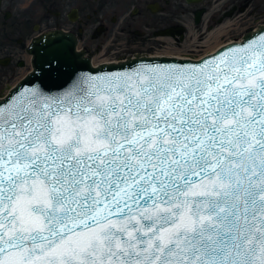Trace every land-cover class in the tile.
Returning a JSON list of instances; mask_svg holds the SVG:
<instances>
[{
	"label": "snow or ice",
	"instance_id": "obj_1",
	"mask_svg": "<svg viewBox=\"0 0 264 264\" xmlns=\"http://www.w3.org/2000/svg\"><path fill=\"white\" fill-rule=\"evenodd\" d=\"M58 87L0 99V264H264V34Z\"/></svg>",
	"mask_w": 264,
	"mask_h": 264
},
{
	"label": "flooded vegetation",
	"instance_id": "obj_2",
	"mask_svg": "<svg viewBox=\"0 0 264 264\" xmlns=\"http://www.w3.org/2000/svg\"><path fill=\"white\" fill-rule=\"evenodd\" d=\"M263 5L264 0H0V92L12 79L18 82L30 72L29 47L45 31L72 34L77 51L92 62L105 53L119 56L121 43L133 54L119 61L163 50L169 42L186 53L205 55L204 42L216 40L195 42L191 35L198 27V34H208L235 20L222 39L239 40L264 25ZM247 12V18L256 21L244 19L237 25V18Z\"/></svg>",
	"mask_w": 264,
	"mask_h": 264
},
{
	"label": "water",
	"instance_id": "obj_3",
	"mask_svg": "<svg viewBox=\"0 0 264 264\" xmlns=\"http://www.w3.org/2000/svg\"><path fill=\"white\" fill-rule=\"evenodd\" d=\"M261 29H264V25L255 31L247 33L241 41L223 45L215 52L207 54L200 59L175 56L136 55L123 61L105 62L98 65L92 64L90 57H87L81 51H77V39L72 34L65 33L61 30L45 31L39 37L35 38L29 47V53L32 54V71L11 87L7 95L0 99L8 97L17 88L23 91L26 88L36 86L43 87L45 90L51 89L53 92L59 91L58 86L63 84L68 72H75L81 75H106L127 72L145 64L167 66L171 64L199 63L202 58H209L215 55L218 50L223 51L235 44L243 43L245 40L258 38L259 35L264 34L261 33ZM53 55L56 57L55 60L52 59ZM49 61L52 62L49 63ZM53 68H57L59 71H53Z\"/></svg>",
	"mask_w": 264,
	"mask_h": 264
},
{
	"label": "rangeland",
	"instance_id": "obj_4",
	"mask_svg": "<svg viewBox=\"0 0 264 264\" xmlns=\"http://www.w3.org/2000/svg\"><path fill=\"white\" fill-rule=\"evenodd\" d=\"M263 7H264V5H263ZM246 15H248V12L247 13H245V16L243 15L242 17H238L237 18V25L239 24V23H241V24H243L244 23V19H248L247 20V23H253L254 21H256V18L255 19H253V17L252 16H250L249 18H247V16ZM237 17V16H236ZM262 20V18L260 19V21ZM259 21V22H260ZM202 27H198V29H197V31L198 32H201L202 30ZM249 30H251V29H249ZM248 31V30H247ZM247 31H245L243 34H245ZM207 38H205V40H206ZM228 38H223L222 39V41H224V40H227ZM208 44V45H205V46H202L203 48H206L205 50H207V49H209L210 48V46H212V45H214V43L213 44H211V43H209V42H204V44ZM120 47H121V49H120V51H119V56H114V54H112V53H105V54H103V55H100L98 58H97V60H95V63H101V61L100 60H102V61H106V59H109V61H118V60H116V59H118V58H120V59H122L121 57H126V56H128V55H131V54H133V53H128L130 50L129 49H126L125 47V43H121L120 45H119ZM168 46L169 47H164V49L163 50H157V51H152V52H150V55H170V54H174V55H176V56H186V57H191V58H198L199 56H201V54H203L205 51H200L198 54H190V53H186V52H184V51H182V49H179V48H177V47H174L173 46V44L171 43V42H169L168 43ZM201 47V46H200ZM138 49V48H137ZM143 51L145 50V49H142ZM135 51V50H134ZM126 59V58H125ZM27 70H28V68H27ZM26 70H24V72H25ZM24 72H22V74H21V72H20V76L19 77H21L23 74H24ZM17 82V80H15V79H12L11 81H9L8 82V86H6L4 89H2L1 90V92H0V97L1 96H3V95H6L7 93H8V91H9V89L11 88V86H13L15 83ZM0 89H1V86H0Z\"/></svg>",
	"mask_w": 264,
	"mask_h": 264
},
{
	"label": "bare ground",
	"instance_id": "obj_5",
	"mask_svg": "<svg viewBox=\"0 0 264 264\" xmlns=\"http://www.w3.org/2000/svg\"><path fill=\"white\" fill-rule=\"evenodd\" d=\"M234 23H235V20H228L224 24L214 28L208 34L206 32H202L201 34H198V32H193V35H191L192 39H194L195 42L198 41V39H201V38H203V39L208 38L209 40H213V39L216 40L214 42V45L210 46V48L206 52V54L213 53L218 48H220L221 46L229 44V43L235 41V40H233L231 38H228L227 40L222 41V37H224L226 35V29L229 28L230 26L234 25ZM241 40H242V38H240L238 41H241ZM168 56H176V55L170 54ZM178 57H181V56H178ZM185 57L186 56H182L181 58H185ZM105 62H109V59H106ZM94 65H96L95 62H94Z\"/></svg>",
	"mask_w": 264,
	"mask_h": 264
}]
</instances>
